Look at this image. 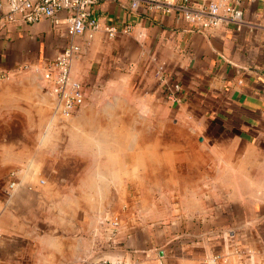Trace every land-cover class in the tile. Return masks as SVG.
I'll use <instances>...</instances> for the list:
<instances>
[{
	"label": "crops",
	"instance_id": "0c3cea01",
	"mask_svg": "<svg viewBox=\"0 0 264 264\" xmlns=\"http://www.w3.org/2000/svg\"><path fill=\"white\" fill-rule=\"evenodd\" d=\"M224 3L241 11L238 26L197 30L175 12L98 1L99 28L73 38L71 76L87 94L64 130L56 113L40 110L46 97L59 110L41 71L68 40L63 12L56 25L0 24V264H264V0ZM108 25L117 28L112 37ZM126 70L162 99L160 77L180 83L179 130L157 150L134 145L133 183L144 205L110 212L94 203L124 184L125 120L119 102L100 104L93 94ZM157 154L176 177L142 173Z\"/></svg>",
	"mask_w": 264,
	"mask_h": 264
},
{
	"label": "built area",
	"instance_id": "2783aa9c",
	"mask_svg": "<svg viewBox=\"0 0 264 264\" xmlns=\"http://www.w3.org/2000/svg\"><path fill=\"white\" fill-rule=\"evenodd\" d=\"M100 0H0V24L4 21L22 20L33 23L42 18H49L54 25L59 23L57 14L63 12L64 33L68 39L53 58L48 60L42 68L41 77L48 93L58 102V109L62 114L71 115L83 104L87 94L86 85L71 76V65L79 54V46L73 40L75 36L85 31L91 33L99 28L97 19L92 14V6ZM128 9L132 12L147 13L154 10L175 12L185 22L197 30L215 28L227 23H234L236 27L241 18V11L224 3V0H128ZM127 29V28H126ZM108 37L114 36L117 28L114 25L104 27ZM26 67L23 65L22 68ZM161 73L165 66L160 67ZM7 77V72L0 70V79ZM164 86V96L172 102H182V89L174 79L160 77ZM40 184L43 183L39 179ZM15 187L10 182L8 188ZM31 189V186H27ZM112 226V232L118 225L116 217L107 220ZM93 264H125L121 258L109 259L99 257Z\"/></svg>",
	"mask_w": 264,
	"mask_h": 264
},
{
	"label": "rangeland",
	"instance_id": "374dc122",
	"mask_svg": "<svg viewBox=\"0 0 264 264\" xmlns=\"http://www.w3.org/2000/svg\"><path fill=\"white\" fill-rule=\"evenodd\" d=\"M147 69V66L143 65L141 67L142 73H146ZM4 79L5 78H2L0 81H3ZM32 80L34 82L40 81L42 83L40 76H35ZM140 87L141 86L138 85V80L133 77V74L130 73V70H126L123 77H113L112 82L108 86L99 87V89L93 94L94 98L99 101L100 104L119 102V111L124 116L125 120L124 130L126 133V172L124 184L118 189L115 187H111V189H109L108 195L110 199L108 202L104 201L106 199L105 198L102 200L103 202L99 201L94 203L95 206H100L101 209H107L109 207L108 209H110V212H113L112 209L114 207L120 206V210L132 211L137 209L138 206L144 205L142 202H138L140 199L138 187L133 183V177H135L134 174H136V170L132 169V152L136 146L135 144L139 142L140 147L143 149H150L152 151L154 149L157 150L159 146H164L163 142H168L169 140L175 138V134L177 130H179V124L175 122V118L179 112V109L176 107V105L180 104L181 102H172L167 100L164 96V91L162 99L161 96H157V94L154 93H149ZM36 109L37 107H35V104L29 102L30 116L36 114ZM40 110L42 111V114L45 115L56 113V116L60 118V123L58 125L60 126L59 129L61 130L67 128L64 124V120L72 118V116L78 114L77 111V113L74 112L71 115L62 114L55 108L54 101L51 99V97H46L44 99ZM48 125L50 126L49 123H46V127H48ZM156 157L157 162H154V160L150 159L149 156L145 158L147 164L154 162L152 164H154L155 168L148 167L151 169V171L144 170L142 173L145 176L146 174L150 176L154 173H157L158 176H162L160 177V180H164L167 170H170L172 174H174V177H176L175 171L172 169V167L170 165L166 166L165 160H163V158L165 159V155L159 156L157 154ZM230 234L232 235V233ZM232 237L230 236L229 238L228 236L227 239L229 238L230 241L234 242L235 239H237V234L235 233L232 235ZM238 254L241 253L238 252ZM214 257L217 258L219 256L215 255Z\"/></svg>",
	"mask_w": 264,
	"mask_h": 264
}]
</instances>
